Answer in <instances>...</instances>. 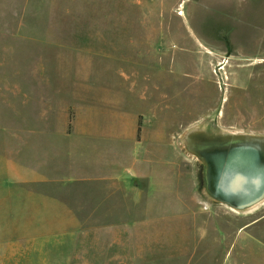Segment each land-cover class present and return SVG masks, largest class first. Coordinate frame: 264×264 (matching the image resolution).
Returning a JSON list of instances; mask_svg holds the SVG:
<instances>
[{
  "label": "rangeland",
  "instance_id": "obj_1",
  "mask_svg": "<svg viewBox=\"0 0 264 264\" xmlns=\"http://www.w3.org/2000/svg\"><path fill=\"white\" fill-rule=\"evenodd\" d=\"M122 34L162 35L194 67L193 148L179 138L172 165L164 162L178 176H161L147 155L152 176L130 189L147 193L141 198L105 181L12 183L5 163H31L13 158L15 131L54 125L65 103L114 130L151 109L150 90L123 86L138 63L113 57L126 51L115 49ZM171 56L166 66L176 73ZM174 114L164 113L169 121ZM19 138L27 150L26 136ZM97 159L107 170L118 164ZM218 168L226 182L238 174L244 192L213 190ZM74 225L109 234L65 243L79 236L63 233ZM136 248L146 259V251L158 252L155 264H264V0H0V264H111L109 256L123 261Z\"/></svg>",
  "mask_w": 264,
  "mask_h": 264
},
{
  "label": "crops",
  "instance_id": "obj_2",
  "mask_svg": "<svg viewBox=\"0 0 264 264\" xmlns=\"http://www.w3.org/2000/svg\"><path fill=\"white\" fill-rule=\"evenodd\" d=\"M244 23L249 24V22ZM114 37L115 43H123V45L114 46L115 49L117 51L126 50L113 55L114 58L122 59V61L118 60L120 65L129 64V61L132 64H134L132 61L138 63L137 66L134 64L128 69H131L127 74V79L130 81L129 84L123 85L126 87L125 90H133L140 86L146 91L150 90L151 109L145 115H142L141 111L134 113L126 120V123L121 125L120 129L114 130L109 126L99 127L94 121V117L84 113L81 106L65 103L61 109L59 108L60 113L52 116L54 125L29 126L27 131H15L18 138L17 144L15 137L13 139V158L19 156L17 159L22 160L27 156L26 158L31 163L23 164L19 160L18 162L5 163L3 169L12 183L41 185L86 184L105 181L112 186L126 188L128 191L122 192L123 196L141 198L147 193L132 194L130 189L131 186L136 187L138 179L152 176V174H145L144 171L145 163H149L144 158L147 155L152 156V162L160 164L161 176L172 178L169 174L173 175V172L176 177L178 176L177 166L165 168L164 162H169L168 159H170L172 165V154L176 155L179 151L177 144L179 138H183L186 147L193 148L189 136L191 132H194L195 124L194 94L193 90H190L194 83L189 79H194V67L190 66L188 57L185 63L184 50L178 49L177 46L174 49L169 48L162 35L122 34L114 35ZM170 56L181 67L176 73L173 72L171 65L166 66L167 62L164 58ZM153 61L154 63H152ZM141 73L144 78L139 80L142 77ZM149 73L155 74L146 76ZM250 74L252 73L250 72ZM189 75L191 76L189 77ZM89 97L91 98V96ZM170 109L175 112L171 121H169V117H165L167 114L164 115ZM190 111L192 116H190ZM32 118L33 115L29 114L28 119L31 121ZM48 121H50V115H44V122ZM19 135L26 136L28 144L31 145L27 150L21 148ZM97 153L103 155L106 162L111 160L113 164H116L115 162L118 161L117 167L114 166L115 169L112 170L104 169L106 164H99ZM132 153L137 155L134 162L131 161ZM175 162L177 163V159ZM125 166L127 169H118V167ZM131 166L136 167L134 172H131L133 169ZM49 199L53 202L50 196ZM65 211L72 214L68 209ZM66 217L75 216L73 214ZM70 227L66 228L63 233H73L79 236L65 237V243L83 239L86 235L96 240L99 234L102 236L109 234L101 232L102 226L98 225L89 226V228L95 227L96 231L86 234L81 232V226ZM133 235L131 233L128 236L129 242ZM102 236L101 239H106ZM118 239L119 237L114 238L113 241H118ZM146 253L151 254L147 256H152V258H147V260L144 251L141 248H136L131 256L123 258V261H117L121 257L116 253L109 256L108 260L113 262L111 264H155L159 262L158 252L146 251ZM62 259L64 260V258Z\"/></svg>",
  "mask_w": 264,
  "mask_h": 264
},
{
  "label": "water",
  "instance_id": "obj_3",
  "mask_svg": "<svg viewBox=\"0 0 264 264\" xmlns=\"http://www.w3.org/2000/svg\"><path fill=\"white\" fill-rule=\"evenodd\" d=\"M236 176H238L239 178H240V183H239V185L237 186V184H234L233 186H230V180L232 179V178H230L227 182L224 180V174L221 172V170L218 168L217 169V181H218V183H217V186L220 188V187H222V186H224V188L226 189V190H228V191H230V192H232L233 193V195H237V194H240V193H242V192H244V190H243V186H244V181H243V179L238 175V174H234V175H232L231 177H236ZM214 182V181H213ZM215 183V182H214Z\"/></svg>",
  "mask_w": 264,
  "mask_h": 264
},
{
  "label": "flooded vegetation",
  "instance_id": "obj_4",
  "mask_svg": "<svg viewBox=\"0 0 264 264\" xmlns=\"http://www.w3.org/2000/svg\"><path fill=\"white\" fill-rule=\"evenodd\" d=\"M210 175H211V179H210V185L211 186L210 187L214 190L215 188H218V186H217V183H218V181H217V174H216V172L211 171V174Z\"/></svg>",
  "mask_w": 264,
  "mask_h": 264
},
{
  "label": "bare ground",
  "instance_id": "obj_5",
  "mask_svg": "<svg viewBox=\"0 0 264 264\" xmlns=\"http://www.w3.org/2000/svg\"><path fill=\"white\" fill-rule=\"evenodd\" d=\"M230 186H233L234 184H237V186L239 185V181H240V178L238 176H236L235 178L232 177V179L230 180Z\"/></svg>",
  "mask_w": 264,
  "mask_h": 264
}]
</instances>
